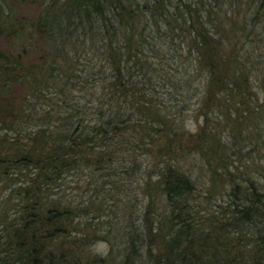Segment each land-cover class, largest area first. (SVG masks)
Returning <instances> with one entry per match:
<instances>
[{
    "label": "trees",
    "instance_id": "16d2710c",
    "mask_svg": "<svg viewBox=\"0 0 264 264\" xmlns=\"http://www.w3.org/2000/svg\"><path fill=\"white\" fill-rule=\"evenodd\" d=\"M37 4L0 3V37H33L0 47L9 264H264V173L235 180L221 134L264 120V0Z\"/></svg>",
    "mask_w": 264,
    "mask_h": 264
},
{
    "label": "rangeland",
    "instance_id": "374dc122",
    "mask_svg": "<svg viewBox=\"0 0 264 264\" xmlns=\"http://www.w3.org/2000/svg\"><path fill=\"white\" fill-rule=\"evenodd\" d=\"M39 0H0L2 4H8L12 7L14 12V17L18 19L19 17H24L25 15L29 18H34V15L37 13V7ZM22 25L21 30L17 33V35L12 38L0 37V47L3 49H27L30 50L33 47V37L29 33L31 27L27 22H21ZM213 120V119H212ZM217 124L215 121H213ZM258 132L257 134H253L255 129L253 128V124L249 125L248 131L243 130L240 133H237L235 130L230 132H221V134H227L228 141L231 146H233L234 154L231 156L233 160V165L236 168L233 169L235 176L238 175V178L235 180L240 181L241 176H243V180L247 177L255 178L257 181L261 180V176L264 173V144L261 142V135H258L259 132L264 133V120L258 119ZM232 132V133H231ZM232 135V136H231ZM234 136V137H233ZM238 140V142L233 145V141ZM223 141V140H221ZM238 144V145H237ZM242 146L239 150L238 147ZM240 178V179H239ZM224 182L220 185V189L211 195L205 194L202 190L204 186H199L195 195V204L197 209H202L204 207H208L210 211L219 205V203H224L227 196L225 197L223 190H225ZM244 184V183H243ZM241 183V185H243ZM227 185V184H226ZM223 186V187H222ZM223 189V190H222ZM214 205L216 207H214ZM198 213H203V210H198ZM209 211V212H210ZM201 218L198 217V220ZM206 225L204 221H201ZM167 228H163L165 231ZM7 238L4 236L3 231L0 230V264H9L12 260L14 254L11 252L8 243L5 241ZM153 253H158L160 249V241L159 239H151ZM118 244L113 247V252H116L118 248ZM91 251H98L101 254H105L107 252V243L105 241H98L93 244L92 247L89 248ZM153 260V259H152Z\"/></svg>",
    "mask_w": 264,
    "mask_h": 264
}]
</instances>
